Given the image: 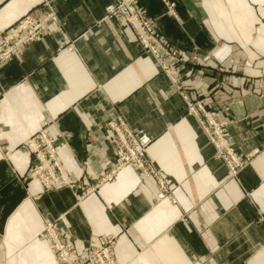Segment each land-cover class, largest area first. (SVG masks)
<instances>
[{
    "label": "crops",
    "instance_id": "obj_1",
    "mask_svg": "<svg viewBox=\"0 0 264 264\" xmlns=\"http://www.w3.org/2000/svg\"><path fill=\"white\" fill-rule=\"evenodd\" d=\"M46 1L58 19L0 62V264H58L38 238L50 221L79 256L113 234L119 264H264V0L137 1L183 61L190 99L250 156L237 176L134 31L105 19L114 0H0V32ZM118 116L151 138L166 195L130 166L99 181ZM43 126L74 186L27 179L25 143Z\"/></svg>",
    "mask_w": 264,
    "mask_h": 264
},
{
    "label": "built area",
    "instance_id": "obj_2",
    "mask_svg": "<svg viewBox=\"0 0 264 264\" xmlns=\"http://www.w3.org/2000/svg\"><path fill=\"white\" fill-rule=\"evenodd\" d=\"M138 0H114L106 7L105 19H117L125 23L136 35L137 43L151 54L160 67L169 73L176 89L187 104V112L196 118L202 131L214 147L215 156L227 167L230 176H237L239 171L250 161V156L241 155L234 139L225 133V121H218L211 112L204 108L201 100L190 99L181 75L177 72L178 52L158 31L155 21L147 16L138 6ZM58 19L57 13L46 1L41 7L25 15L19 22L0 32V62L21 51L28 43L39 37L50 21ZM163 60V59H168ZM47 124V123H46ZM107 126L112 131L110 141L115 151L113 165L103 173L100 182L110 181L124 167H132L139 173L158 179L160 195L170 192L166 180L156 167L149 154L151 138L142 129H133L127 120L118 116L111 119ZM37 163L30 167L27 179L39 180L46 190L74 186L69 173L62 167L57 157V146L48 135L45 126L41 127L25 143ZM93 190L86 189V192ZM40 238H45L51 245L59 264H119L114 250L116 235L100 236L82 256L75 252L73 243L67 242L57 221H50L41 229ZM223 264V263H218Z\"/></svg>",
    "mask_w": 264,
    "mask_h": 264
},
{
    "label": "rangeland",
    "instance_id": "obj_3",
    "mask_svg": "<svg viewBox=\"0 0 264 264\" xmlns=\"http://www.w3.org/2000/svg\"><path fill=\"white\" fill-rule=\"evenodd\" d=\"M158 29V28H157ZM159 31V30H158ZM160 32V31H159ZM161 33V32H160ZM151 55V54H150ZM163 60H167V62H169L170 60H169V58L168 59H163ZM159 62V61H158ZM157 62V63H158ZM183 61L182 60H180V58H178V60L176 61V64H181ZM162 70H164V69H162ZM169 74V73H168ZM170 77V76H169ZM170 79H171V77H170ZM171 81H172V79H171ZM173 82V81H172ZM185 86V85H184ZM203 103V102H202ZM38 238H40V236H39V234H38ZM41 239H43V240H45V241H47L45 238H41ZM49 243V242H48ZM49 245H50V243H49ZM51 246V245H50ZM51 250H52V247H51ZM52 253H53V255H54V252H53V250H52ZM54 258H55V260H56V257H55V255H54ZM57 261V260H56ZM58 263V262H57ZM59 264V263H58Z\"/></svg>",
    "mask_w": 264,
    "mask_h": 264
}]
</instances>
